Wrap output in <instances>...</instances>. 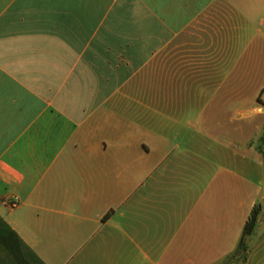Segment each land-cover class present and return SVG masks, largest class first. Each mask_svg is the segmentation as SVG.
<instances>
[{
    "label": "crops",
    "instance_id": "0c3cea01",
    "mask_svg": "<svg viewBox=\"0 0 264 264\" xmlns=\"http://www.w3.org/2000/svg\"><path fill=\"white\" fill-rule=\"evenodd\" d=\"M261 14L264 0H0V264H264L239 245L220 137L244 126L229 79L264 41Z\"/></svg>",
    "mask_w": 264,
    "mask_h": 264
},
{
    "label": "rangeland",
    "instance_id": "374dc122",
    "mask_svg": "<svg viewBox=\"0 0 264 264\" xmlns=\"http://www.w3.org/2000/svg\"><path fill=\"white\" fill-rule=\"evenodd\" d=\"M260 17L263 22L260 25V34L264 37V14H261ZM245 59V63L243 64L245 68L243 79L241 76L238 79H229L230 88L233 86L239 87L237 90H241L244 93L230 94L228 96L230 119L236 120L240 117V115L236 114L234 108L236 107V103H242L245 106V122L243 127L237 126V123H230L227 137L220 136L224 145L226 144L228 147V151L223 150L221 161L223 164L226 163V160L228 162V168L230 170L228 176L229 184L234 183L243 187V194L240 190L238 198L240 201H243L242 209L244 210L245 218H247L254 205H259L260 207L259 221L254 232L244 238L249 247L262 245L260 247V255L258 256L260 257L264 253V151L259 153L255 147L260 142L259 136H264V41L262 40L255 47L246 50ZM242 142H244L243 152L246 157L244 161L236 155L237 149L242 152ZM255 154L256 157H254ZM213 161L216 162L217 157ZM223 177L225 178V176ZM234 194H236V191H234ZM237 233L241 236V226L238 228ZM250 256L252 257V254H247L244 260ZM240 259H242V256L235 254H230L225 257L214 256V262L217 263L234 264Z\"/></svg>",
    "mask_w": 264,
    "mask_h": 264
},
{
    "label": "trees",
    "instance_id": "16d2710c",
    "mask_svg": "<svg viewBox=\"0 0 264 264\" xmlns=\"http://www.w3.org/2000/svg\"><path fill=\"white\" fill-rule=\"evenodd\" d=\"M261 140H262L261 145H264V136H261ZM259 215H260V207L259 205H256V206L254 205L249 215L246 218V221L243 227L242 237L240 238V242H239L240 246H242L244 243V237L248 234H251L254 231L258 223Z\"/></svg>",
    "mask_w": 264,
    "mask_h": 264
}]
</instances>
